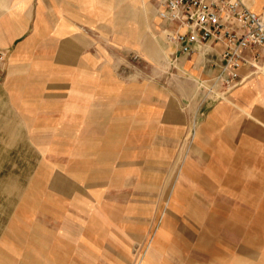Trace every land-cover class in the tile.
<instances>
[{
    "label": "rangeland",
    "instance_id": "1",
    "mask_svg": "<svg viewBox=\"0 0 264 264\" xmlns=\"http://www.w3.org/2000/svg\"><path fill=\"white\" fill-rule=\"evenodd\" d=\"M65 1L48 66L0 79V264H264V62L210 91L114 27L138 0Z\"/></svg>",
    "mask_w": 264,
    "mask_h": 264
},
{
    "label": "crops",
    "instance_id": "2",
    "mask_svg": "<svg viewBox=\"0 0 264 264\" xmlns=\"http://www.w3.org/2000/svg\"><path fill=\"white\" fill-rule=\"evenodd\" d=\"M0 0V52L5 54V60L0 61V79L6 75L8 79H13L17 74H24V71L29 66V59L38 56L43 65L48 66L50 63V55L37 54L42 49L51 48V41L46 36L49 34L50 25V0ZM157 4L150 2V0H138L140 10L136 15L137 28L126 29L125 19L121 21L120 25L115 28L122 29L124 34L138 42L140 49L146 53L150 60H155L163 55V52L170 51V55L174 61L188 56L182 55L178 52L177 47L171 42L165 44L160 41H152L149 32L152 34H160L161 38L166 40L167 34L173 25L163 21L159 18V10L161 9L164 0H154ZM245 4L255 13L264 17V13L259 11L264 10V0H243ZM76 3V1L74 0ZM81 2V1H80ZM88 8L86 10V18L91 19L92 13L95 15L94 1H84ZM76 5L74 4V7ZM36 7V8H35ZM69 7L66 6L65 0H58V15L61 16V25H64L66 20V11ZM79 10H85L83 7H75L73 15L76 17ZM156 10L158 14H156ZM91 11V12H90ZM97 11V9H96ZM45 13V14H44ZM61 14V15H60ZM158 15V16H156ZM84 16V17H85ZM80 18V15H79ZM60 25V23H59ZM114 25V24H113ZM159 35V36H160ZM44 36L46 37L43 40ZM133 37V38H132ZM158 41V39H156ZM54 49V48H53ZM62 50L64 53L65 44L63 43ZM223 46L214 42H209L206 45L197 47L196 67L202 73L209 76H216L218 68L213 65L215 61H220L223 53ZM61 61L65 63V54L59 56ZM58 57V58H59ZM193 66V65H192ZM247 69L241 71V82L247 79ZM19 78V77H18ZM15 79V78H14ZM237 171L236 166L230 167Z\"/></svg>",
    "mask_w": 264,
    "mask_h": 264
},
{
    "label": "built area",
    "instance_id": "3",
    "mask_svg": "<svg viewBox=\"0 0 264 264\" xmlns=\"http://www.w3.org/2000/svg\"><path fill=\"white\" fill-rule=\"evenodd\" d=\"M159 17L173 25L169 39L182 55L192 56L209 42L223 46L220 61L213 63L218 74L210 91L217 86L235 88L242 70L264 62V17L243 0H164Z\"/></svg>",
    "mask_w": 264,
    "mask_h": 264
}]
</instances>
